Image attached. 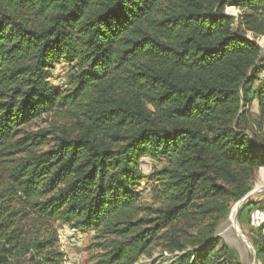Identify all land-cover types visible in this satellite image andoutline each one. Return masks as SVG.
Returning <instances> with one entry per match:
<instances>
[{
  "label": "trees",
  "instance_id": "16d2710c",
  "mask_svg": "<svg viewBox=\"0 0 264 264\" xmlns=\"http://www.w3.org/2000/svg\"><path fill=\"white\" fill-rule=\"evenodd\" d=\"M257 38L264 0H0V264H66L63 224L93 232V264L159 243L171 264H240L213 234L264 168ZM256 209L236 218L264 264Z\"/></svg>",
  "mask_w": 264,
  "mask_h": 264
},
{
  "label": "rangeland",
  "instance_id": "374dc122",
  "mask_svg": "<svg viewBox=\"0 0 264 264\" xmlns=\"http://www.w3.org/2000/svg\"><path fill=\"white\" fill-rule=\"evenodd\" d=\"M225 12L228 14H233L235 13V8L227 5ZM64 71V67L57 65L51 81L53 83H61L64 77ZM249 111L251 119L255 120L256 114L254 113V104L250 106ZM58 124L59 120L51 116L34 121L27 128L29 131L33 132H37L42 129L50 131L53 126ZM48 137H51V134H48ZM42 149H45V147ZM142 163L143 173L145 175H148L149 171L159 167L162 164L161 162L152 161L150 159H145V161H142ZM151 185L152 180L150 178L145 177L140 181L139 189H142V198L145 202H151ZM245 200L256 201L257 205L259 206L264 205V168L259 169L257 179L252 190L246 195L242 202ZM237 209L236 203L231 206L229 212L219 219L213 235L218 237L220 242H224L233 250V254L238 259L240 264H258L257 260L255 259L254 252L255 238L252 234L247 232V225L242 227L237 221ZM232 210L234 211L233 219L231 218ZM185 228L186 227L184 225H179L178 228V232L181 233V235H184V240L189 238L191 233H184ZM58 229L59 235L62 239V250H64L65 253L66 264H93V261L91 260V255L94 253L92 247V242L94 241L93 232H84L70 229L67 224L59 225ZM175 253L176 251L165 249L163 248L162 244L159 243L154 246L150 252V255L142 256L136 264H171V262L176 257ZM73 257H76L77 259L74 260Z\"/></svg>",
  "mask_w": 264,
  "mask_h": 264
},
{
  "label": "built area",
  "instance_id": "2783aa9c",
  "mask_svg": "<svg viewBox=\"0 0 264 264\" xmlns=\"http://www.w3.org/2000/svg\"><path fill=\"white\" fill-rule=\"evenodd\" d=\"M232 7V6H231ZM226 11V9H225ZM239 13V11L237 9H235V13H233L232 15L237 16V14ZM257 42L261 45L264 46V38H257ZM140 166L143 167V163H140ZM262 223H264V209H256L252 212L251 217H250V224L254 227H258L260 226ZM165 254V252H164ZM176 255L178 254V252L176 251L175 253ZM74 260H76V257H73Z\"/></svg>",
  "mask_w": 264,
  "mask_h": 264
},
{
  "label": "water",
  "instance_id": "95a60500",
  "mask_svg": "<svg viewBox=\"0 0 264 264\" xmlns=\"http://www.w3.org/2000/svg\"><path fill=\"white\" fill-rule=\"evenodd\" d=\"M245 197H246V196H245ZM245 197H243L240 201H238V202L236 203V208H238L239 204L242 202V200H243Z\"/></svg>",
  "mask_w": 264,
  "mask_h": 264
},
{
  "label": "bare ground",
  "instance_id": "6f19581e",
  "mask_svg": "<svg viewBox=\"0 0 264 264\" xmlns=\"http://www.w3.org/2000/svg\"><path fill=\"white\" fill-rule=\"evenodd\" d=\"M233 217H234V211L232 210L231 211V218L233 219Z\"/></svg>",
  "mask_w": 264,
  "mask_h": 264
}]
</instances>
